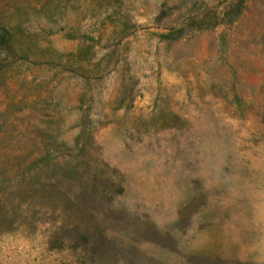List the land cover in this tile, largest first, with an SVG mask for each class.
Wrapping results in <instances>:
<instances>
[{
	"label": "rangeland",
	"instance_id": "rangeland-1",
	"mask_svg": "<svg viewBox=\"0 0 264 264\" xmlns=\"http://www.w3.org/2000/svg\"><path fill=\"white\" fill-rule=\"evenodd\" d=\"M0 264H264V0H0Z\"/></svg>",
	"mask_w": 264,
	"mask_h": 264
},
{
	"label": "trees",
	"instance_id": "trees-1",
	"mask_svg": "<svg viewBox=\"0 0 264 264\" xmlns=\"http://www.w3.org/2000/svg\"><path fill=\"white\" fill-rule=\"evenodd\" d=\"M7 33L5 29L0 30V46L3 48H9L10 46L11 40Z\"/></svg>",
	"mask_w": 264,
	"mask_h": 264
}]
</instances>
